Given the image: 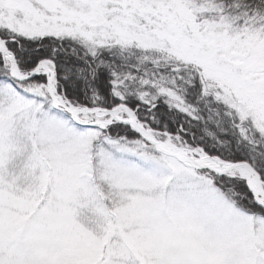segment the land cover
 Returning a JSON list of instances; mask_svg holds the SVG:
<instances>
[{"label":"snow or ice","instance_id":"obj_1","mask_svg":"<svg viewBox=\"0 0 264 264\" xmlns=\"http://www.w3.org/2000/svg\"><path fill=\"white\" fill-rule=\"evenodd\" d=\"M0 264H264V0H0Z\"/></svg>","mask_w":264,"mask_h":264}]
</instances>
